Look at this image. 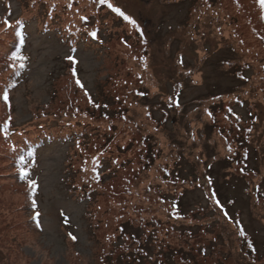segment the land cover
<instances>
[{
  "label": "rangeland",
  "instance_id": "374dc122",
  "mask_svg": "<svg viewBox=\"0 0 264 264\" xmlns=\"http://www.w3.org/2000/svg\"><path fill=\"white\" fill-rule=\"evenodd\" d=\"M31 1L0 0V264H264L261 1Z\"/></svg>",
  "mask_w": 264,
  "mask_h": 264
},
{
  "label": "trees",
  "instance_id": "16d2710c",
  "mask_svg": "<svg viewBox=\"0 0 264 264\" xmlns=\"http://www.w3.org/2000/svg\"><path fill=\"white\" fill-rule=\"evenodd\" d=\"M34 1H36V0H32L31 2L33 3ZM52 1L53 0H51V2ZM259 1H261V0H259ZM42 2H43V4L45 3L50 8H54L55 7V4H51L49 6V3H46V1L43 0ZM69 2H71V1H69ZM66 7L69 8L68 5H66ZM50 8H48V11H49ZM262 17L264 19V16H262ZM51 19H53V17ZM81 20L82 21H86L88 19L85 16H82ZM48 24H50V22H48ZM80 28L81 27H79V24L75 25V29L73 28L74 30L72 28H70L69 25L64 26V30H67L69 32V34H71V35H73L72 33H74L75 36L82 35V33L80 31ZM14 33L16 35V38H15V41L13 42V47H11V49L10 48L9 49L11 50L10 52L14 55V59L15 60L13 62L9 63V67H12V68H14L16 70L15 73H14V75H15L16 73L20 72L21 68L24 66V61L26 59L24 54H23V52H22V46L24 45L23 37L25 36V33L27 34V31L24 30V24L23 23L18 24L17 27H16V30L14 31ZM85 34H88L90 36V30L89 31L87 30ZM72 39L73 38L68 39V41H66V42H70ZM240 67H242V66H240ZM1 76L5 77L6 76L5 72H3L1 74ZM14 81H15V79H14V76H13V81L12 82H14ZM53 97H55V96L53 95ZM51 98H52V96H51ZM234 100H235L236 103L237 102L240 103V100H239V98L237 96H235ZM229 111L232 113L233 109L231 107H229ZM15 131H12L10 133H6L5 135L10 137V134L15 132ZM46 136H47L48 140H52L53 141V138H51L52 136L50 134H47ZM10 139H11V137H10ZM60 139L64 140L65 137L60 138ZM20 141L21 142L13 141V142H15L14 144H16V148L19 150V152L15 153L13 155V157H14V159L16 161L15 163L17 164V169H18L17 173L19 174V177H21L24 181L28 182V184H29V196L31 197L33 194L36 193V190H37V186H36L35 183H33L34 180L31 178V173L33 171V166L37 162L36 158H37L38 149L42 145H44L47 140L42 141V142H36V141H33L32 139H30L27 136H23L22 140H20ZM150 148H152V147H150ZM150 148H149V151H150ZM149 153H151V152H149ZM147 154H148V151H147ZM247 155L248 154L246 153V156ZM149 159H152V158L150 157ZM247 166H248V162L245 160V158L243 156V160H242V165H241L240 171L244 172L245 169L248 170ZM254 172H256V170H254ZM258 191L260 192V188L256 192L258 193ZM91 198H92V196H91ZM177 199H178V197L175 200H177ZM32 200H33V198H32ZM92 200H94L92 202H95V198H93ZM30 202H31V200H30ZM178 206L179 205H177V208H178ZM35 221H37V220L35 219ZM140 221H144V220H140ZM96 228H97V222H96V224L93 225V229H96ZM238 230L240 232V238L242 240L247 239V241L246 242L242 241V243L240 244V247L239 248L237 247V250H239V253L235 254L234 256L242 255V258L245 260V258L247 256L246 255V250L247 249L248 250H250V249L252 250L254 248V244H253L252 240H250V239H248L246 237L245 230H244V228H243V226H242V224L240 222H239ZM246 244H247L248 247L246 246ZM241 248H242V250H241ZM233 250H234V247H233ZM233 254H234V251L233 252L230 251V250L227 251V255H233ZM105 259H106V256L103 257V260H105ZM227 260H228V257H225L224 260H222V261L226 262ZM248 263L251 264L250 262H248Z\"/></svg>",
  "mask_w": 264,
  "mask_h": 264
},
{
  "label": "snow or ice",
  "instance_id": "6c2138e0",
  "mask_svg": "<svg viewBox=\"0 0 264 264\" xmlns=\"http://www.w3.org/2000/svg\"><path fill=\"white\" fill-rule=\"evenodd\" d=\"M101 2H103V0H101ZM261 4H262V6H264V0H261ZM116 11L119 12L120 10H119V9H116ZM121 14H123V13H121ZM92 35L95 36V33H93ZM68 59H70V60H74L75 58L70 56V57H68ZM77 83H80V81L77 80ZM81 86H83V85H81ZM3 98H4L5 101H8V99H9V98H8V94L5 93ZM33 183H35V182H33ZM217 203L219 204V201H218V200H217ZM225 215H227V213H225ZM72 239L75 240L76 237L73 236Z\"/></svg>",
  "mask_w": 264,
  "mask_h": 264
}]
</instances>
